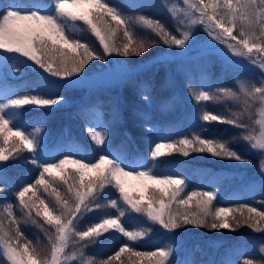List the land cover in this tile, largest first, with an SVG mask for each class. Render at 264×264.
<instances>
[{
    "label": "snow or ice",
    "instance_id": "snow-or-ice-1",
    "mask_svg": "<svg viewBox=\"0 0 264 264\" xmlns=\"http://www.w3.org/2000/svg\"><path fill=\"white\" fill-rule=\"evenodd\" d=\"M130 6L156 7L152 4ZM162 6L175 21V34L159 20L144 15L127 16L107 0L0 3V177H4L7 162L16 160L25 151L31 154L27 162L38 169L34 182L15 193L18 206L24 212L23 219H17L10 202L5 206L6 217H0V264H113L115 261L125 264L121 260L125 253H128V264H176L172 247L136 251L125 244L114 255L98 262L87 255L88 243H94L110 230L121 233L129 241L142 239L151 231L126 230L121 221L129 212L142 214L171 233L188 226L210 231H236L247 226L256 233H264V211L257 207L216 206V191L186 192L184 178L156 171L155 163H146L139 155L130 158L123 152L106 150L111 138L102 122L86 126L94 145L91 156H82L73 150L61 157L44 158L47 150L45 137L40 135L42 129L29 131V126L17 119L25 106L53 109L66 103V97L11 91L6 86L4 73L10 59L26 58L41 71L40 79L45 84L68 89L89 80L92 69L88 66L94 60L126 67L125 61L109 58L141 57L161 45L178 49L175 54L183 55L202 30L207 47L218 52L226 63L242 71H259L258 81L237 80L234 89L220 87L211 92L201 88L190 92L198 104L223 99L239 104L240 110L228 114L204 110L198 119L206 124L215 122L242 130L239 139L260 157L259 190L264 195V0H176L171 5L168 0H162ZM70 22L73 26L75 22L86 25L102 50L97 51L66 34ZM134 24L143 26L155 38L138 37ZM143 98L147 101L150 97L145 94ZM151 131L159 133L160 130ZM194 152L251 163L229 141L200 134L178 140L162 137L150 145L147 158L158 161L175 153L187 157ZM61 188L65 189L64 194ZM105 189L114 190L118 198L101 203ZM41 190L54 203L43 198L39 194ZM6 191L0 186V196ZM105 207L115 209L118 215H103L99 222L90 223L84 230L78 228L85 215ZM29 221L44 231L45 247L33 244L24 236L21 223ZM77 244L79 249L75 247ZM257 254L259 261L244 259L242 264H264V242H257Z\"/></svg>",
    "mask_w": 264,
    "mask_h": 264
},
{
    "label": "rangeland",
    "instance_id": "rangeland-1",
    "mask_svg": "<svg viewBox=\"0 0 264 264\" xmlns=\"http://www.w3.org/2000/svg\"><path fill=\"white\" fill-rule=\"evenodd\" d=\"M116 1L117 0H107V2L119 7ZM121 1L128 7H132L130 5L140 4L156 5V7H134V9L143 10L149 8L153 9L155 12H167L162 6V0ZM11 2H13V0H0V3L5 4ZM43 2L47 4L49 0H43ZM175 2L176 0H168L169 5ZM119 8L121 9V7ZM70 24L75 31L81 27H87L82 22H75V26H73L71 22ZM197 36L203 38L205 43V34L202 30L198 32ZM203 48L206 50L200 51V49H198L192 53V57L195 58V61L190 65L185 59H178L168 64L165 63L162 71L166 72V75L167 73L170 75L167 81L159 82V84L157 80L147 78V71H143L144 66L151 65L152 62H154L152 59L138 64H131L126 60L113 57L109 59L125 61L126 67L116 63L105 64L102 68H95L94 71L89 74V80L80 82L76 87L68 89L60 88L64 94L62 96L66 97V103L55 107L59 109V114L55 118L59 123L51 124L52 126L48 128L43 127L41 132L42 136L45 137L47 150L45 158L61 157L63 153L73 150L77 151L79 155L91 156L93 153L90 149H92L94 145L86 133V126L90 123L102 122L106 126H111L110 131L107 130L111 138V143L106 150H112L113 152L120 151L131 158L134 156L132 155L131 143H134L138 147V150L142 152V158L145 159V162L155 163L157 166L159 160L167 159V156L160 158L158 161H150L147 158L150 145L162 137H166L167 140H173L170 139L172 135L169 134V131L176 130L179 127H182L183 130H187L188 126H193V123L197 120L201 112L209 105V101L198 104L193 99L190 89L199 91L201 88L204 90L212 88L215 91L225 83L232 85L234 89L237 80H250L256 82L260 79L258 70L256 72L239 70L226 63L218 52L209 49L206 43ZM211 51H214L215 54H211ZM165 55H171L170 51L166 50L163 56ZM200 64L203 69H205L204 72L200 70ZM209 64L212 66L208 67ZM138 70L142 71L138 74V76L141 77L139 79L141 88L140 93L138 95L134 94V98L128 99L123 87L119 85L116 86V90H114V93L110 95L109 98L111 99L112 103L110 102V105L112 107H110L109 114L105 117L103 110L106 108L108 94H105V91H107L108 85L110 83H120L125 78L128 79L129 74H135ZM4 73L7 76L6 86L13 92H19L21 94L41 93L46 96L59 95V92L55 94L54 87L48 86L40 79L41 71H38L37 68L33 66L32 62L27 61L26 58L17 56L15 59H10L4 68ZM153 87L159 90L161 95L159 99L155 100V94L153 93L154 91H152ZM74 91L78 92L81 96L74 98L72 96ZM145 94L150 97L147 101L143 98ZM224 101L223 99L212 102L218 105L220 102L223 103ZM131 102H133L132 104L134 106L132 114L136 112V119L140 118L145 121L153 120L158 123L153 126L137 124L139 125L136 127L137 136L145 140L146 146L143 145L144 147L138 146L136 140L133 141L130 131L124 132L122 134L124 135L123 138H121L122 136L120 137L121 129L124 126L120 125L119 127V110L121 104L126 106L131 104ZM53 109H37L33 106H25L19 119H22L24 123L27 124V118L24 119L23 113H34L37 117L38 111V114L41 115H52L55 113L52 112ZM58 116L60 118H58ZM84 121H86V123H83ZM199 121L203 123L201 124L203 125L202 129L206 131V134L200 133V135L206 138L216 137L215 135L212 136L209 134L213 130L212 125L206 124L202 120ZM153 128L158 130L161 129L162 131L160 130L159 133L151 131ZM184 136H189L188 132L181 131L178 137L183 138ZM55 137V144L52 145V140ZM248 149L250 155L249 157L247 156V159L250 160L251 163H241L243 171L240 172L239 170L234 171V168H237L240 162L236 163L237 167L224 168L225 170L223 171H227L228 176L234 177V179L230 178L229 182L220 183L221 186L211 187V190H208L218 193L216 201L221 207H229V204L234 201H242L243 199L257 197L258 194L261 193L259 190L261 181V173L259 171L260 157L256 151L251 150L249 147ZM134 154L137 156L136 151H134ZM25 156L27 155L25 154ZM187 164L182 163V165H178L172 163L169 167L164 168L166 172L163 174L177 176V172H186L185 180L188 186L193 183V173L195 172L192 170H194L195 167H192L193 165L190 163ZM32 167L33 166L26 160L25 163L22 164L10 163L7 166L4 177H0V186H4L7 189V191L0 196V204L5 207L6 204L10 202L13 204V207L15 205L18 206L12 195L20 190L22 186L33 182L34 178L37 177V172L33 171ZM200 167V170H203L206 165L202 164ZM173 169L174 171H172ZM216 171L217 172L214 173L215 178L222 174L218 170ZM197 173L196 175L201 181L209 179L205 173H201V171ZM207 187L209 186H206V188ZM111 198H118V194L115 193L114 190L109 192L108 189H105V194L100 202L107 203ZM18 208L20 207L18 206ZM13 212L17 219H23L24 212L21 208L18 214L17 210L14 208ZM103 215H118V213L115 209L105 207L85 215V217L79 221L78 228L84 230L90 223L99 222V217ZM121 222L125 229L129 231L151 229L145 237L137 241L151 247H172L174 249L172 259L178 264H228L229 261H238L242 264L244 259H256L259 261L260 256L257 254V242H264V233H256L248 227L243 233L239 234H235L229 230H219L216 231L217 234L214 238L202 236L192 239L190 235L182 232V230H177L176 233L168 232L159 225L148 221L142 214L126 213ZM21 230L27 232L42 231V229L32 224L30 221L28 223L22 222ZM28 234L30 233L28 232ZM126 241L127 238L121 233L110 230L108 233L99 237L94 243H88L86 253L92 256L93 253L107 252L110 249L122 247L125 245ZM114 242L116 243L115 247L113 246ZM75 247L79 249L80 245L77 244ZM88 251L90 253H88ZM76 264H78V262H76Z\"/></svg>",
    "mask_w": 264,
    "mask_h": 264
},
{
    "label": "trees",
    "instance_id": "trees-1",
    "mask_svg": "<svg viewBox=\"0 0 264 264\" xmlns=\"http://www.w3.org/2000/svg\"><path fill=\"white\" fill-rule=\"evenodd\" d=\"M116 2L118 4V6L121 7V11L124 12L125 15L131 16V17L144 15V16H147L149 18L157 19L162 24H164L170 31H172L175 34V32H176L175 21L170 15H168V13H165L163 11L155 12L153 9H149V8L143 9V10L134 9V7H128L121 0H117ZM133 30L136 32L138 37L147 38V39H154L155 38L154 34H152L150 31L144 29L143 26H141V25L134 24ZM66 34H68L71 38L79 39V40H81V42L88 43L91 47L95 48L97 51L102 50L100 45H99L98 40L95 38L94 35H92L89 32L87 27H81L80 29L75 31L73 29V27L71 26V24H69ZM117 42L118 43L121 42L119 39V36L117 38ZM204 46H205V43L203 41V38H199L197 36L195 43H192L190 48L183 55H176L175 54L176 52L180 51L178 49H175V48L169 49V48H167V46L161 45L159 47L152 48L148 53H145L141 57H130V58L117 57V58L126 60L131 64H138V63L146 62V61L152 59L154 62H152L151 65L144 66L143 71L144 72L147 71V75H146L147 78H150L151 80L152 79L157 80L158 84H159V82L167 81L168 77L170 75L169 73H167V75H166V72L162 71V68L165 65V63L168 64L170 62H175L178 59H185L188 61L189 65H190L191 63H194V61H195V58L192 57V53L197 50V47L200 48V51L206 50L205 48H203ZM166 50L170 51L171 55L163 56L164 52ZM211 54H215V52L211 51ZM178 56H180V57H178ZM103 66H105V63H103L101 61H95L94 60V61H92L91 64H89L88 67L89 68H91V67H93V68L100 67L101 68ZM199 66H200V70L204 72L205 69H203L202 65L200 64ZM211 66H212L211 64L208 65V67H211ZM140 72H142V71L138 70L135 74H129L128 79L125 78L120 83L117 82L115 84V86L113 85V87L109 86L107 88V91H105V92L112 95L114 93V90H116L115 89L116 86L119 85V86L123 87L125 93L127 94L128 99L134 98L135 95H138L141 91L140 84H139V79L141 77L138 76V74ZM213 81H214V79H213ZM221 87L232 88V85L225 83ZM152 91H154L153 93L155 94V100L159 99L161 97L160 92L157 88L153 87ZM209 91L215 92L214 89H212V88H210ZM110 95H108L106 108H104V110H103L104 111L103 114L105 117H107V115L109 114L110 107H112L110 105V102H111V99H109ZM224 100L225 101L223 103H221L222 102L221 101L218 105L215 104V102L209 101V105L205 107V110H209V111H213L214 113H221V114H228L231 111L240 110V106L236 102L231 101V100H227V99H224ZM132 103L133 102H131V104L126 105V106H123L121 104V107L119 110V115H118V120H119V127H120V125H123L124 127H122V129H121L120 137L122 136L121 138H123L124 135H122V134L126 130H128L132 134L133 139L137 141L138 146L144 147V146H146L145 140L143 138H140L137 136V128L136 127L139 126L137 124H140V125L146 124L148 126H153V125H157L158 123H157V121H153V120L145 121V120L140 119V118L136 119L135 118L136 112H134V114H132L133 107H134ZM55 109H58V108H55ZM31 114H28L26 112L23 113L24 119L27 118V124L29 126V131H34L37 128L42 129L43 127L48 128V126H52L51 124H58L59 123V121L55 119L57 117V115L59 114L58 111H56L54 114H52L50 116L44 115L46 118L42 117L40 115L39 116L37 115V117H36V115H34V113H31ZM19 118H20V116L17 117V119H19ZM58 118H60V117L58 116ZM83 123H86V121H84ZM201 124H203V123L201 121H199V119L197 118V120H195V122L193 123V126H188L187 130H183L182 127H179L176 130L169 131V134L172 135L170 139H173V140L180 139L178 136H179L181 131L188 132L189 137H191L192 135H195V134H200V133L206 134V131H204L202 129ZM210 125H212L213 130L209 134H211L212 136L215 135L217 138H219L221 140L229 141L231 143V146L235 150H237L243 156L247 157L246 156V147H247L246 142L239 139L241 131H242L241 129H238V128H235V127H232L229 125H225V124H218L215 122L211 123ZM110 129H111V126H107V130L110 131ZM195 131H197V132H195ZM40 135H42V134L40 133ZM55 141H56V137L52 140V145L55 144ZM131 146H132V155L135 156L134 151H136V154H138L140 157H142V152L138 150V147L134 143H131ZM25 154L27 156H25ZM30 156H31V154L30 153L28 154L25 151V152L21 153L20 157L17 158L16 160L10 159L7 162V166L10 163H17V164L18 163H20V164L25 163V160L27 161V159H30ZM172 163H176L178 165H182V163L183 164L190 163L191 165H193L192 167H195L194 170H192L193 168L190 169V170L194 171L195 173H193V176H194V178L192 180L193 183H191L187 186V188L185 190L186 192H190L193 190L208 191V190H211V187L212 188L217 187V186L219 187V186H221L220 183H227L230 181V178L234 179V177L228 176L227 171H223V170H225L224 168L237 167L236 161L223 160V159L213 157L207 153H195L194 152V153H191L187 157H185L179 153L168 155L167 159H160L159 160L157 167H156V171H158L160 173H165L166 169H164V168L169 167V165ZM29 164L31 166H33L32 170L37 172V176H38V169L34 165H32L31 163H29ZM202 164L206 165V167L203 170L202 169L200 170V168H201L200 166ZM237 168H234V171H236V170H239V172L243 171V166L241 163ZM216 170H218L220 173H222L217 178H215V176H214V173L217 172ZM172 171H174V169ZM200 171H201V173H205L209 179H206L204 181H201V179H198V176L196 174H198L197 172H200ZM177 173H178V175H177L178 177H181L184 179L186 178V172H183V173L177 172ZM206 186H209V187L206 188ZM61 193L62 194L65 193L63 188H61ZM39 194L43 198L54 203V201H52V198L47 197V195L44 194L42 192V190L40 191ZM12 196L14 198L15 203L18 204L16 201L15 193ZM261 201H264V195L259 193L257 197L247 198L245 200L243 199L242 201H234V202L229 204V207H237L240 204H248L250 206L257 207L258 210H260V211H264V204H262ZM214 205L219 206L217 201H214ZM13 208L17 210V214H18L20 208H18L17 205H15ZM6 215H7V213L5 211V207L2 204H0V217H6ZM5 224H6V221H5ZM45 227H47V226H45ZM246 228H247V226H244V227L237 229L236 231H230V230L229 231L233 232L235 234H239V233H243V231H245ZM180 230L186 232L192 238L202 237V236L214 238L217 234L216 231H210V230H207L204 228H196V227H192V226H188V227L182 228ZM22 231L24 232V236L28 240H31L33 242V244L38 243L39 246L42 248L47 245V238H46L43 230L40 232L28 231L30 234H28L27 231H24V230H22ZM23 242H24V240L22 239L21 243H23ZM125 244H127L129 247L134 248L136 251H153V250H155V248L151 249L152 247L149 245L141 244L138 241H129L128 239H127ZM113 246L114 247L116 246L115 242H114ZM118 250H119V248L116 247L114 249H110L107 252L93 253L92 257H94L95 260L98 262L102 259H107L111 255H114L115 252ZM88 253H90V252L88 251ZM127 256H128V253H125L121 257V260L125 261V264H128ZM113 264H120V261H115V262H113Z\"/></svg>",
    "mask_w": 264,
    "mask_h": 264
},
{
    "label": "bare ground",
    "instance_id": "bare-ground-1",
    "mask_svg": "<svg viewBox=\"0 0 264 264\" xmlns=\"http://www.w3.org/2000/svg\"><path fill=\"white\" fill-rule=\"evenodd\" d=\"M161 12V11H160ZM163 12H165V13H167L166 11H163ZM169 15V14H168ZM198 49H200L199 47H197V50ZM246 145H247V147H246V156H248L249 157V155H250V151H249V149H248V147H249V145L246 143ZM248 157H246V158H248Z\"/></svg>",
    "mask_w": 264,
    "mask_h": 264
}]
</instances>
